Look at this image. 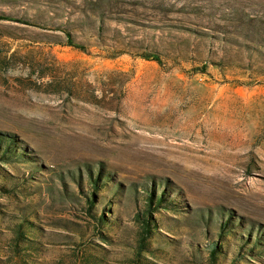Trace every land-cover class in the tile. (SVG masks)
Wrapping results in <instances>:
<instances>
[{"label":"rangeland","instance_id":"374dc122","mask_svg":"<svg viewBox=\"0 0 264 264\" xmlns=\"http://www.w3.org/2000/svg\"><path fill=\"white\" fill-rule=\"evenodd\" d=\"M2 12L49 28L0 19V134L24 153L0 162V257L23 213L43 264H208L212 240L217 264H264L247 240L238 254L244 231L264 241V0H0ZM98 171L106 238L80 192ZM143 183L175 207L155 210L153 248L137 255ZM228 216L235 233L220 238Z\"/></svg>","mask_w":264,"mask_h":264},{"label":"trees","instance_id":"16d2710c","mask_svg":"<svg viewBox=\"0 0 264 264\" xmlns=\"http://www.w3.org/2000/svg\"><path fill=\"white\" fill-rule=\"evenodd\" d=\"M0 19L10 20L15 22H20L24 24H34L43 28H49V23L46 21L44 23H38L35 21H31L30 19L18 15H14L11 13H0ZM101 20V17L99 18ZM248 23H255V19L253 17H247L244 19ZM8 26L10 24H7ZM261 27H256L257 32H260ZM53 29H60L64 31L65 42L71 46H74L79 49H85V45L79 41H77L72 34V32L62 23L54 24ZM260 40V39H259ZM261 41V40H260ZM140 56L146 59H154L161 63V57L157 52L154 51H143L140 53ZM24 157L23 151L20 150L19 147L15 144L14 139L11 136L6 134H0V162L10 161L14 158ZM102 172L98 171L97 174L93 172H89V184L87 185L88 192L83 191V188H80V192L84 195L83 208L86 212L94 219L97 223V230H99V234L102 235L103 238H106L107 235L100 229L102 226H107L110 224L107 215H105L103 206L97 211V190L103 184H107L105 179H101ZM15 179H20L15 177ZM104 182V183H103ZM145 190L141 191L144 196V207L141 211H137L134 215V219L138 222V250H136V254L140 255L142 250H152L153 247L150 246V239L153 237L154 233L158 232L157 226L160 222L159 218L154 216L155 210H159V207L166 206L174 208V204L169 200L164 189L159 191L158 193L154 190L153 185L145 184ZM107 196V195H106ZM105 197V195H104ZM13 218L10 220L11 223L10 232L7 233L9 238L7 240V246L4 247L6 249H2L4 251V257H0V264H43L40 259L36 256V254H40L44 249H42L41 242L38 236L33 237L31 234L35 235L38 232L37 224L33 221L29 220L26 217V214L21 213L20 215H11ZM231 221L228 216L222 221H219L218 225V234L220 238L224 237V234L228 231L235 233L234 230H231L233 226H230ZM8 232V231H7ZM39 234V233H37ZM245 234V235H244ZM223 236V237H222ZM253 236V235H252ZM243 239L242 242H239L238 254L243 256L242 252L243 247L246 246V242H251L252 246L259 247L260 250H264V241H261L259 238V234L257 233L255 237H250L249 231H244L242 233ZM252 238V239H251ZM247 240V241H246ZM246 241V242H245ZM221 243H217L216 240H212L209 242L208 249V264H217V259L222 252ZM254 248V247H253ZM251 249H246V252H249ZM89 255L84 256L85 261H81L80 264H101L99 262L92 263L89 261ZM9 263H5L7 261ZM4 262V263H3Z\"/></svg>","mask_w":264,"mask_h":264}]
</instances>
